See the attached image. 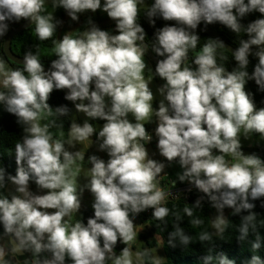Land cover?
I'll return each mask as SVG.
<instances>
[{
    "label": "clouds",
    "instance_id": "9594fccd",
    "mask_svg": "<svg viewBox=\"0 0 264 264\" xmlns=\"http://www.w3.org/2000/svg\"><path fill=\"white\" fill-rule=\"evenodd\" d=\"M61 7L73 21L101 10L115 30L89 19L88 30L58 37L61 21L54 12ZM253 12L259 17L241 22ZM141 16L153 26L154 18L174 23L148 39ZM21 21L40 43L16 61L21 66L0 53V105L21 128L10 151L16 174L0 166V264H164L158 249L165 243L187 250L197 242L205 250L201 264H235L216 251L218 241L233 240L226 236L230 229L252 253L244 264H264L258 254L264 219L253 211V201L264 207V159L245 154L241 143L253 134L264 140V107L245 87L252 80L264 92V0H0L5 51L10 25ZM217 22L237 37L234 50L218 38L201 43L198 25ZM49 40L56 58L45 69L40 45ZM148 49L160 58L154 71L145 60ZM250 56L257 58L251 72ZM154 77L163 81L156 106L149 86ZM65 89L64 99L86 117L82 123L66 105L48 103L53 90ZM97 120L102 126L90 122ZM94 134L106 160L96 154L85 159ZM146 144L158 149L161 161L150 158ZM164 159L179 164L175 179ZM186 183L195 187V201L169 207L191 197L172 191ZM85 190L93 196L86 223L80 214ZM205 200L215 209L207 221L197 214ZM145 211L166 240L156 233L155 243L138 239L153 224H140ZM185 217L198 232L184 227Z\"/></svg>",
    "mask_w": 264,
    "mask_h": 264
},
{
    "label": "trees",
    "instance_id": "16d2710c",
    "mask_svg": "<svg viewBox=\"0 0 264 264\" xmlns=\"http://www.w3.org/2000/svg\"><path fill=\"white\" fill-rule=\"evenodd\" d=\"M152 3V0H150V4ZM149 4V5H150ZM79 19L77 21L71 20V18L67 15L65 10L61 8L56 9L55 18L61 21V23L58 25L57 28V36H62L65 32L70 30H83L86 26L89 24L87 21L91 19L92 22L103 20L105 18H108L107 14L105 12H101L97 10L95 14H92L90 11H86L84 13L78 14ZM259 13L253 12L250 13L248 16L242 19V23H248L256 18L259 17ZM155 19V25H151L148 22V19L146 16H141L140 23L142 27L144 28L146 32V36L148 39L153 38L154 33L156 29L163 27L165 24L174 23L172 21H164L161 18H154ZM21 21L20 23H22ZM20 23H13L10 25V30ZM203 24V23H201ZM204 25V24H203ZM115 26V24H114ZM213 28L215 31H217L227 42H229L231 45L238 47V39L235 36L234 33H232L229 29L225 28L223 25L219 24L218 22L212 25H207ZM201 37V43H203L204 39L207 38H213L211 35L205 32H197ZM246 38V37H244ZM5 39V38H4ZM150 42V41H149ZM40 43L35 39V37L30 32L29 28H26L16 34L12 39V50L20 55L23 56V53L28 50L35 51V45ZM44 48H47L46 50ZM41 49V55H42V61L43 64L49 67L50 62L52 59H55V56H51L52 54V43L51 41H45L40 45ZM0 53H3L5 55V58L8 60V62L13 66H21L14 62H11L4 50H3V44H0ZM229 57L231 56L230 53H227ZM250 64H249V72L252 71L254 64L257 62V58L250 56L249 57ZM154 70H155V63H152ZM235 65L234 60H229V62L226 64V67L231 70V68ZM154 80H156L160 85L163 83V81L159 77H154ZM246 90L250 91L253 94L254 101L257 105V107H264V92L258 90V86L255 84L254 81L249 80L246 85ZM66 90H53V92L50 94L48 103L52 107H57L60 105H66L70 109V116L72 112V103L70 101H67L64 99ZM96 123H104L103 121L97 120L93 121ZM69 126V121L65 120L64 127L65 131L67 130ZM155 127V124L152 125H146L147 130L153 129ZM21 134V128L16 123V118L13 114L8 113L4 107L0 111V166H3L8 174L15 175L16 174V168L17 165L15 163L14 153H11L10 151L13 150L14 144L20 139ZM255 136H259L258 134H254ZM251 153H256L257 155H261L260 157L264 159V141H259L253 144L249 148ZM168 177L170 179H175L176 175H173L172 173L168 172ZM167 182V178L164 179L163 183ZM185 183V182H183ZM179 181H177L178 185L183 184ZM34 182L30 181L29 186H33ZM190 198H181L175 201L169 202V207H171L172 203H176L179 208H182L185 205V202L188 204H191L195 201L197 198V195L195 192H192ZM264 199V198H262ZM253 203L256 205L253 211L261 215V219H264V207L260 206V201H253ZM226 215H229L231 210L225 209ZM81 219L86 223L87 218L93 215V209H91L88 206H82L80 209ZM202 219L205 221L208 220V216H212L215 214V209L211 208L209 206V203L207 200L204 201V206L202 209V212L197 213ZM76 218H79L77 215ZM151 218V211H145L142 212V218L140 224H143L146 222L153 223L152 225H146L144 229L138 234V238H142L145 240V244L149 243H155L154 235L155 233L157 235H163L164 233H161L159 229L155 226V221H147ZM169 221H171V217L168 218ZM229 219L232 220L233 224L239 223V217L238 216H231L229 215ZM188 218L185 217V221L183 222L184 227L195 233L198 232L199 229H194L191 227L190 224L187 223ZM183 226V225H182ZM171 229V226L169 225V229ZM3 232L2 226H0V233ZM262 236H264V229L261 230ZM226 236L231 237L233 240L231 241H218L216 245V251L218 252H224L228 258L234 259L235 264H244V262L248 259H250L252 253L248 249L247 246H242L239 242H237L235 238V231L234 229H230L228 233H226ZM165 240H166V233L164 234ZM123 247V246H122ZM121 247V248H122ZM119 248V250L121 249ZM163 253H164V264H201L200 258L205 254L204 248L200 245L199 242L194 243L190 246L189 249L184 250L181 247L177 246L176 248H172L168 246L166 243L163 247ZM259 255H261L262 258H264V247L261 248L258 252Z\"/></svg>",
    "mask_w": 264,
    "mask_h": 264
},
{
    "label": "water",
    "instance_id": "95a60500",
    "mask_svg": "<svg viewBox=\"0 0 264 264\" xmlns=\"http://www.w3.org/2000/svg\"><path fill=\"white\" fill-rule=\"evenodd\" d=\"M27 24L28 22L26 21H23L22 23H20L19 25H17L16 27L12 28L11 30H9V32L7 33L6 37H5V41H7V50L5 51L4 50V46H3V50L7 56V58L11 61V62H14L16 63V61H20L22 60V56L16 54L13 50H12V47H11V44H12V39L13 37L18 34L19 32H21L22 30L28 28L27 27ZM94 25L102 28V27H106V26H109V25H112V24H115V21L112 20L111 18H106V19H103V20H99V21H96V22H93ZM91 27V25H88L86 28H84L83 30H88L89 28ZM197 32H205V33H208L209 35H211L213 38H218L220 40H222L226 47L229 49V50H234L236 47L231 45L229 42H227L217 31H215L213 28L207 26V25H203V24H200L198 25L197 29H196ZM258 46H253V51L256 50ZM150 61H152L153 63L156 64L157 60L160 59L159 57H156L154 53L151 52L150 49H148L147 51V55H146ZM17 64V63H16ZM45 69H47L48 67L46 65H44Z\"/></svg>",
    "mask_w": 264,
    "mask_h": 264
},
{
    "label": "crops",
    "instance_id": "0c3cea01",
    "mask_svg": "<svg viewBox=\"0 0 264 264\" xmlns=\"http://www.w3.org/2000/svg\"><path fill=\"white\" fill-rule=\"evenodd\" d=\"M112 29H113V31H114V30H115V27H112ZM146 63H147V65H148L149 67H151V68L153 69V71H154V67L152 66V64H151L150 62H146ZM70 102H71V101H70ZM71 103H72V102H71ZM72 114H75L78 123H82L83 120L85 119L83 113H77V112H76L73 103H72V112H71V115H72ZM90 122L95 123V122H93V121H90ZM95 124H96V125H101V126H102L103 123H102V124H100V123H95ZM98 127H99V126H98ZM94 135H95V134H94ZM259 141H263V140H259V139H257V138H253L252 136H250L248 139H244L243 137H241L242 150L245 152V154H250L251 152H250L249 148H250L251 146H253V144H255L256 142H259ZM96 143H97V142H95V143L93 144V145H94V148L97 149V150H96V155H98V156H100L101 158H103V159L106 160V159H107V154H106L105 152H103V151H100V150L98 149V147H95V146H97ZM146 148H147V150H148V153H149L150 158H153V159H156V160H158V161H161V159H162L163 157L159 154V151H158L157 148L152 147V146L147 145V144H146ZM88 155H89V154L85 155V159H87V156H88ZM162 161H163V162L165 163V165H166V167H165L164 170L168 171L169 173H172L173 175H176V176H177V173H179V172L181 171V168H180L179 164H178L176 161H173V162H171V163H169L168 161H166V159H164V160H162ZM85 192H86V191H84V193H85ZM89 196H90V197L92 196L90 192H89ZM84 205H85V204L83 203V200H82V201H81V207L84 206Z\"/></svg>",
    "mask_w": 264,
    "mask_h": 264
},
{
    "label": "rangeland",
    "instance_id": "374dc122",
    "mask_svg": "<svg viewBox=\"0 0 264 264\" xmlns=\"http://www.w3.org/2000/svg\"><path fill=\"white\" fill-rule=\"evenodd\" d=\"M101 3H103V0H101ZM146 3L147 4H150V0H146ZM99 11H101V10H99ZM101 12H103V11H101ZM55 14H56V10H55V12H54V16H55ZM92 14H95L94 12L92 13ZM112 25L111 26H108V27H105V28H102L103 30H109V31H113V29H112ZM70 31H72V30H70ZM114 32V31H113ZM45 50L47 49V48H44ZM145 60H146V62H149V60H148V58L147 57H145ZM150 88L153 90V93H154V95H155V101H154V106H156V103L159 101V99H161V97L159 96V94L156 92V89L160 86V84L156 81V80H154L153 79V81L150 83ZM66 90V89H65ZM67 91V90H66ZM3 109V105H0V111ZM85 117V116H84ZM86 118V117H85ZM97 126H101V125H97ZM252 137L253 138H257V139H259V140H261L260 138H259V136H255L254 134L252 135ZM92 139H93V141H94V143L96 142V138H95V135H93V137H92ZM264 141V140H263ZM93 143V144H94ZM92 144V146L88 149V151L86 152V154L85 155H87V154H96V148H94V145ZM96 145L97 146H95V147H98V142L96 143ZM77 147H79V146H77ZM79 181H80V183L81 184H83L84 182H85V178L84 177H80L79 178ZM30 187V186H29ZM30 189L33 191V192H37V193H39V189L37 188V186L35 185V183L33 184V186H31L30 187ZM86 192L85 193H83V195H82V200H83V203L85 204V206H88V207H90L91 209H92V207H91V205H92V202H93V196H89V191L88 190H85ZM226 215V214H225ZM74 218H76V217H74ZM139 239V238H138ZM139 240H141L142 242H144L145 243V240L144 239H142V238H140ZM119 252V251H118ZM117 252V253H118ZM158 253L161 255V256H163L164 257V253H163V247L162 248H160V249H158ZM21 259H23V257H21ZM165 259V258H164Z\"/></svg>",
    "mask_w": 264,
    "mask_h": 264
},
{
    "label": "built area",
    "instance_id": "2783aa9c",
    "mask_svg": "<svg viewBox=\"0 0 264 264\" xmlns=\"http://www.w3.org/2000/svg\"><path fill=\"white\" fill-rule=\"evenodd\" d=\"M156 144V142H155ZM163 174V173H162ZM167 183V182H166ZM195 189V187L193 185H190L188 183H186L185 185L181 186V187H177L175 186L172 191L173 193H177L179 192L181 194V196H187L189 193H192L193 190Z\"/></svg>",
    "mask_w": 264,
    "mask_h": 264
}]
</instances>
